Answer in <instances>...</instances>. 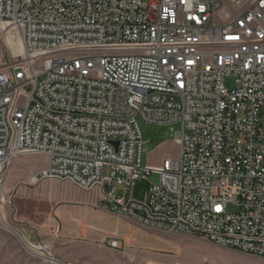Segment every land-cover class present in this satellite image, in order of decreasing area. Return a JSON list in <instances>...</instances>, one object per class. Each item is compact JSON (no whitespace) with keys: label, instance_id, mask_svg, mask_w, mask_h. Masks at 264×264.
I'll return each instance as SVG.
<instances>
[{"label":"built area","instance_id":"2783aa9c","mask_svg":"<svg viewBox=\"0 0 264 264\" xmlns=\"http://www.w3.org/2000/svg\"><path fill=\"white\" fill-rule=\"evenodd\" d=\"M7 30L23 52L0 50V193L16 156L43 154L35 180L264 259V0H0ZM138 118L177 124L178 155L143 165Z\"/></svg>","mask_w":264,"mask_h":264},{"label":"rangeland","instance_id":"374dc122","mask_svg":"<svg viewBox=\"0 0 264 264\" xmlns=\"http://www.w3.org/2000/svg\"><path fill=\"white\" fill-rule=\"evenodd\" d=\"M13 35L16 40L17 36ZM14 46L12 33H7L5 41L0 43L1 52L9 50L14 55L21 54L13 51ZM4 57L5 62H8V57ZM137 123L144 142L141 156L143 165L154 169L157 162L162 161V156L178 155V146L170 131L172 127L176 130L177 124L158 126L140 118ZM46 164L47 157L43 154L16 156L5 178V195H0V239L5 238V233L12 234L23 251L32 256L35 264L44 259L52 260L46 252L38 249V245L48 246L50 234L59 233L60 230L72 235L69 246L74 251L73 264H80L83 259L89 260L92 252L102 256L104 264H149L153 261H157V264H197L203 261L216 264H264L263 258L219 247L200 236L165 235L136 227L128 228L117 216L102 209V197L98 190L84 191L66 180H35L37 170ZM156 181L157 175L153 172L148 180L137 181L127 197L143 199L148 184ZM67 200L75 203L72 216L62 219L60 224L55 209ZM234 211V206L227 207V212ZM146 234L149 244L142 236ZM111 240L118 242L115 249L119 251L108 249ZM54 244L58 247L61 245L59 240ZM135 254L137 259L133 257ZM144 258L150 260L145 262ZM87 263L91 264L89 261Z\"/></svg>","mask_w":264,"mask_h":264},{"label":"crops","instance_id":"0c3cea01","mask_svg":"<svg viewBox=\"0 0 264 264\" xmlns=\"http://www.w3.org/2000/svg\"><path fill=\"white\" fill-rule=\"evenodd\" d=\"M166 157H173L169 154H166L164 156H162V161L166 158ZM176 157V156H174ZM162 161H158L157 165L155 167L160 166V164L162 163ZM3 195H5V182H4V186H3ZM75 203L71 202L70 200H67L64 202V204L62 206H58L55 209L57 218L59 220V223L62 224V219L68 218L72 216V212H73V205ZM62 207V208H60ZM111 214V213H110ZM113 215V214H112ZM119 219H121V221H123L124 223H126L130 228H140L141 230H145L148 232H153V231H149L146 230L140 226H138L137 224L131 222L128 218L126 217H118ZM20 232V230H18ZM22 234H24L22 232ZM12 235V234H11ZM7 233H5V238L3 240L0 239V264H35L34 260L32 259V256H29L26 254L25 251H23V249L19 246V244L16 242L15 238L13 237V235L11 236ZM23 236V235H22ZM143 239H147L148 235H142ZM124 237V236H122ZM131 237V235L129 236ZM50 239V243L48 244V246H46V249L44 252H46L49 256H51L52 260H42V262H37L36 264H59L56 262V259L59 260L60 262L64 263V264H73V259H74V255H72V248H70L71 243H72V235L66 232H63L62 230L59 231V233H54V234H50L49 236ZM150 239H152V237H150ZM57 240L60 241V246L58 247L57 245L54 244V242H56ZM149 239H147L148 242ZM3 241V242H2ZM145 242V241H144ZM143 242V246L144 243ZM149 244V242H148ZM148 248V246H146ZM109 250L112 251H119L115 248H108ZM90 259L87 261H84V259L82 260V262L80 264H88L87 262L89 261L91 264H104V261L101 259L103 258L100 255H97V253L92 252V254H89ZM137 254L133 255L134 259H137ZM48 258V257H47ZM150 259H146L144 258V261L147 262Z\"/></svg>","mask_w":264,"mask_h":264},{"label":"bare ground","instance_id":"6f19581e","mask_svg":"<svg viewBox=\"0 0 264 264\" xmlns=\"http://www.w3.org/2000/svg\"><path fill=\"white\" fill-rule=\"evenodd\" d=\"M7 33H12V32L10 30H7ZM12 36H13V43L15 44L13 51L14 52H18V53H22L23 52V48H22V43H21L20 37L18 35H16L17 38L15 40L13 33H12ZM0 195L3 197V192H1ZM156 262L153 261V262H151L149 264H157Z\"/></svg>","mask_w":264,"mask_h":264},{"label":"water","instance_id":"95a60500","mask_svg":"<svg viewBox=\"0 0 264 264\" xmlns=\"http://www.w3.org/2000/svg\"><path fill=\"white\" fill-rule=\"evenodd\" d=\"M56 262L59 263V264H64V263H62V262H60V261H58V260H56Z\"/></svg>","mask_w":264,"mask_h":264},{"label":"snow or ice","instance_id":"6c2138e0","mask_svg":"<svg viewBox=\"0 0 264 264\" xmlns=\"http://www.w3.org/2000/svg\"><path fill=\"white\" fill-rule=\"evenodd\" d=\"M217 210H219V209H217Z\"/></svg>","mask_w":264,"mask_h":264}]
</instances>
